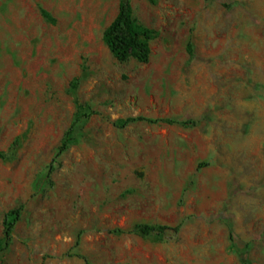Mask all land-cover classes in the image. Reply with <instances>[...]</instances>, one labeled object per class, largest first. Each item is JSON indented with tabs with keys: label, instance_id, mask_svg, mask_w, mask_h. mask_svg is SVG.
<instances>
[{
	"label": "rangeland",
	"instance_id": "374dc122",
	"mask_svg": "<svg viewBox=\"0 0 264 264\" xmlns=\"http://www.w3.org/2000/svg\"><path fill=\"white\" fill-rule=\"evenodd\" d=\"M119 4L0 0V264H264V0H132L147 64L103 41Z\"/></svg>",
	"mask_w": 264,
	"mask_h": 264
},
{
	"label": "trees",
	"instance_id": "16d2710c",
	"mask_svg": "<svg viewBox=\"0 0 264 264\" xmlns=\"http://www.w3.org/2000/svg\"><path fill=\"white\" fill-rule=\"evenodd\" d=\"M42 15L54 23V19L51 15L41 10ZM157 33L141 24H139L133 16L132 0H120L119 11L112 23L105 29L103 33V41L110 50L115 59L121 62H125L131 59H135L140 63L147 64L151 57V42L156 38ZM189 53L192 56V49H189ZM76 90L77 85H73ZM85 108L81 104H77V113L75 122L67 132L61 147L59 148V155L65 153L71 148L74 142L75 126L82 119L91 116L87 114ZM148 122L151 124H158L159 122H165L167 124H182L192 125L194 121H175V120H163L158 121L154 119H147L145 117L129 118L126 120H119L115 122V126L121 129H125L133 123ZM17 142L8 152H0V159L7 160L14 156ZM54 166L52 164L51 170ZM24 207H21L11 215H7L4 221V238L0 241V252L6 251L12 243L14 229L22 217ZM182 224L176 227H167L160 225H150L146 223L138 224L133 229L125 231L117 229L114 231L116 234H132L142 239H151L154 236H163L167 232H173L178 234L181 231ZM85 259L84 257H81ZM86 264H90L86 259Z\"/></svg>",
	"mask_w": 264,
	"mask_h": 264
}]
</instances>
